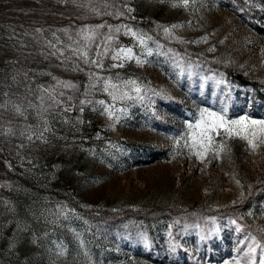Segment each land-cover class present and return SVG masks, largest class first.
I'll list each match as a JSON object with an SVG mask.
<instances>
[{
  "label": "rangeland",
  "instance_id": "rangeland-1",
  "mask_svg": "<svg viewBox=\"0 0 264 264\" xmlns=\"http://www.w3.org/2000/svg\"><path fill=\"white\" fill-rule=\"evenodd\" d=\"M117 1L194 53L264 78V0H242L253 20L226 0ZM108 11L94 0H0V78L11 67L0 93V264H188L181 258L191 254L200 261L178 224L165 231L184 241L177 261L169 241L141 254L142 235L136 248L72 206L223 208L243 203L264 179V131L251 123L264 117L248 106L227 115L228 84L215 74H196L198 90L207 84L211 95L206 104L193 98L188 60H174L131 26H112ZM102 39L112 45L100 47ZM205 110L242 124L232 135L221 128L202 136ZM240 215L264 236V195ZM217 219L212 230H238L235 220Z\"/></svg>",
  "mask_w": 264,
  "mask_h": 264
},
{
  "label": "trees",
  "instance_id": "trees-1",
  "mask_svg": "<svg viewBox=\"0 0 264 264\" xmlns=\"http://www.w3.org/2000/svg\"><path fill=\"white\" fill-rule=\"evenodd\" d=\"M94 2L108 6L109 11L106 18H108L107 20L112 26L114 24L131 26L146 34L153 43L167 47L169 52L172 53L174 60L175 57L187 59L188 62L184 63L185 66L187 64L191 65L188 76L191 85L188 91L194 96L193 98L206 104L211 95L210 86L207 84L201 91L198 90L195 85L196 74L201 72L204 77L215 74L219 80L228 84L227 93L221 101V106L227 105L225 110L227 115H237L243 107L248 106L250 113L264 117V78L246 74L224 60H215L194 53L172 40L164 31L162 24L140 13L129 12L117 0H94ZM242 2V0H226L228 6L234 8V10L238 8V13L246 20L256 19V15L249 13V10L243 7ZM106 42L102 39L100 47L112 45ZM10 75L11 67L8 66L0 78V93L2 92L3 84ZM184 84L187 85L189 83ZM76 93H74V96ZM217 94L218 92L212 96L211 100L213 103L218 102ZM239 99H241V102H239ZM168 104H171L174 108L179 106L183 114L190 115V111L186 107L178 105L171 100L168 101ZM78 113L77 107H75L73 114L79 115ZM261 195H264V179H260L259 184L252 187L243 203L223 208L204 206L172 209L165 207L153 210L150 208L135 209L129 206L119 209L100 208L92 205H73L72 208L76 214L83 217L88 223L108 228L111 233L125 237V241L135 245L136 248H138L140 243L138 236L142 235V238L145 239V245L148 246L141 253L144 255H150L151 251L160 250L159 241H169L170 244L165 250L172 252L178 261L184 255V241H179L175 235V237L168 240L167 232H165L170 227L172 229L177 228L176 225L178 224L180 228L182 227L180 232L186 236L184 240L192 244V250L204 261L228 260L244 263L249 260L250 264H264V236L259 230L247 227L240 215L242 207L245 210L251 203L254 204ZM218 217L220 219L235 220L239 225L238 230L233 231L226 228L224 231L212 230L209 227V220L211 222L218 221ZM173 234L172 232L170 235ZM250 248L254 249V251H250ZM181 260L182 263L200 264V261H196L197 259L193 254L185 258L182 257ZM4 264L6 263L4 262Z\"/></svg>",
  "mask_w": 264,
  "mask_h": 264
},
{
  "label": "snow or ice",
  "instance_id": "snow-or-ice-1",
  "mask_svg": "<svg viewBox=\"0 0 264 264\" xmlns=\"http://www.w3.org/2000/svg\"><path fill=\"white\" fill-rule=\"evenodd\" d=\"M185 2H186V0H185ZM84 39L86 41L91 42L93 37L85 36ZM141 43H143V40H141ZM73 51H79V49H74ZM128 52H129V55H130L131 54V50L129 49ZM91 63L98 64V66L102 67V65H99V62L96 61V60L91 61ZM115 66H118V65H114V67ZM119 66H122V65H119ZM129 83H133L134 84L135 82L131 81ZM136 91L139 92V89L137 88ZM101 103H103V102H101ZM205 113L207 114V116L212 118L210 122L209 121H204ZM201 121H203L206 124V127L203 129L202 136L203 135H207L209 132H212V131H216L219 134V130L221 128L223 129V131L225 133H228L229 135H232L233 134L232 126L241 125L242 124V121H238V120L226 121L222 115L218 116L217 113H215V112H206V110L201 113ZM251 123L252 124L259 123L260 126H261V130L264 131V121H251ZM197 127H199V123L197 124ZM242 130H243L242 128H238V129H236V133L239 134V132H241ZM208 138H209V140L212 139L211 136H209ZM250 251H254V249L250 248Z\"/></svg>",
  "mask_w": 264,
  "mask_h": 264
}]
</instances>
